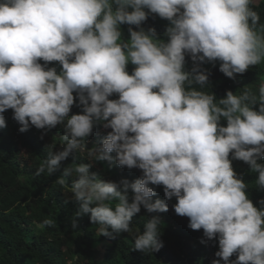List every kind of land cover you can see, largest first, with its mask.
Segmentation results:
<instances>
[{
	"label": "clouds",
	"instance_id": "clouds-1",
	"mask_svg": "<svg viewBox=\"0 0 264 264\" xmlns=\"http://www.w3.org/2000/svg\"><path fill=\"white\" fill-rule=\"evenodd\" d=\"M255 4L0 0V129L10 109L20 133L37 129L36 148L53 134L60 149L36 174L60 172L62 187L74 177L75 216H88L100 236L133 232L143 209L149 217L143 232L135 228L134 251L172 256L177 242L193 246L174 264H264V199L254 206L233 168V161L247 164L264 192V80L258 95L247 87L220 99L206 91L217 62L233 80L264 63ZM150 16L168 22L164 38L143 27ZM73 106L80 114L70 115ZM97 126L107 134L88 148ZM85 151L142 174L117 182L101 179L90 163L62 165Z\"/></svg>",
	"mask_w": 264,
	"mask_h": 264
},
{
	"label": "trees",
	"instance_id": "trees-1",
	"mask_svg": "<svg viewBox=\"0 0 264 264\" xmlns=\"http://www.w3.org/2000/svg\"><path fill=\"white\" fill-rule=\"evenodd\" d=\"M254 10L264 23V0L258 1ZM159 19L150 16L143 27L154 28L164 38L167 26L161 25ZM127 28V25L121 26L125 39L128 38ZM192 66L191 60L186 57V70ZM132 67L129 65V72ZM218 69L219 62L209 71L214 82L206 90L213 92L217 99L224 98L229 90L239 94L245 87L258 95L259 84L264 80V63L249 68L243 75H237L235 80L225 77ZM71 114H80V109L73 106ZM12 115L10 109L4 113L7 127L0 129V264H166L168 261L174 264L172 262L179 260L183 253L182 248L193 246L182 247V244L175 242L172 256L168 253L134 251L135 228L143 232V225L149 217L143 209L138 214L140 217L133 219V232L121 233L114 238L100 236L98 226L91 224L88 216H75L78 205L70 199V185L74 177L68 178L69 186L62 187L55 183L60 172L51 176L47 172L39 176L36 174L40 165L48 159V153L60 149L53 134H46L47 137L43 139L46 142L42 141L36 148L34 131L37 132V129L32 127L20 133V125L12 119ZM222 123L226 126V122ZM106 134L103 127H95L87 140L88 148L99 146ZM74 162L92 164L90 171L103 180L118 182L128 179L131 182L135 176L142 174L138 169L126 173L125 168L110 165L108 161L95 162L87 151L74 152L62 165L66 167ZM237 164L238 161H233L234 170L248 184L247 194L254 206L259 207L257 202L264 199V192L253 186L258 174L252 173L243 162ZM46 219L52 223L42 227ZM74 221L76 228L72 227ZM91 243L95 247H89ZM165 243L166 246L171 244L168 240ZM162 255L166 257L165 263L161 260Z\"/></svg>",
	"mask_w": 264,
	"mask_h": 264
},
{
	"label": "rangeland",
	"instance_id": "rangeland-1",
	"mask_svg": "<svg viewBox=\"0 0 264 264\" xmlns=\"http://www.w3.org/2000/svg\"><path fill=\"white\" fill-rule=\"evenodd\" d=\"M258 1H260V0H256V4L258 3ZM159 22H160V24L161 25H165V26H168V22L167 21H165V20H162V19H159ZM104 245V244H103ZM89 247H95V244L94 243H91V245L89 244ZM100 257V256H99Z\"/></svg>",
	"mask_w": 264,
	"mask_h": 264
}]
</instances>
